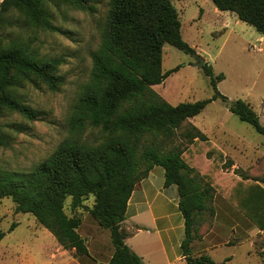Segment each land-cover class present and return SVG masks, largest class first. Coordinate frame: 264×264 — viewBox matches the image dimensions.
Returning <instances> with one entry per match:
<instances>
[{"label":"trees","instance_id":"trees-1","mask_svg":"<svg viewBox=\"0 0 264 264\" xmlns=\"http://www.w3.org/2000/svg\"><path fill=\"white\" fill-rule=\"evenodd\" d=\"M87 1L0 2V115L10 110L29 120L36 119L37 112L19 95L20 86L34 78L54 90L63 83L62 76L56 73L62 58L39 56L30 39L20 33H6V29L18 26L57 30L51 21L49 3L85 7ZM212 1L219 10L236 13L239 19L264 34V0ZM109 6L101 43L91 53L90 78L70 118L72 136L61 141L46 159L28 172L0 167V198L12 197L16 211L32 213L64 248H74L76 255L89 253L85 238L77 230L82 216L76 211L79 207L87 210L102 227L111 231L115 250L108 264H145L126 243L127 231L122 222L137 182L153 165L161 164L166 170L167 183H175L179 188V205L186 220L182 249L187 264H225L215 262L205 253L194 255L189 249L196 216L214 214V186L211 179L205 180V175L197 170L207 149H201L200 157L193 155V148H189L195 138L203 141L208 138L191 123L185 132L189 142L182 150L163 152L159 142H148L158 135L171 138L183 122L200 113L213 99L229 101L217 85L225 75L215 74L213 67L205 64L203 68L210 77L214 95L171 104L153 88L180 67L163 70L164 43L196 54L182 36L176 7L171 0H109ZM230 103L231 111L264 135V125L248 101L238 98ZM88 127H99L108 138L99 144L83 140L82 133ZM10 134L0 127V146L9 145ZM186 151H189L187 155ZM254 182L264 195V188ZM90 194L95 198L88 205L85 199ZM263 195L252 194L240 204L260 228H264V222L257 218V203L264 202ZM69 196L71 214L66 211L65 203ZM16 224L12 223L11 229ZM4 235L0 229V240Z\"/></svg>","mask_w":264,"mask_h":264},{"label":"rangeland","instance_id":"rangeland-1","mask_svg":"<svg viewBox=\"0 0 264 264\" xmlns=\"http://www.w3.org/2000/svg\"><path fill=\"white\" fill-rule=\"evenodd\" d=\"M171 1L179 13L182 36L194 47L196 54L186 53L165 42L163 70L180 67L154 88L171 104L210 98L215 92L203 66L211 65L215 74L223 72L225 78L217 85L229 101L213 99L192 120L205 128L210 138L215 129L221 128L226 130L232 144H244L249 159L245 164L248 168L243 172L252 177H264V158L257 157L264 154V135L240 119L228 106L235 99H245L264 125V34L239 19L236 13L219 10L212 0ZM48 7L57 30L13 26L8 27L6 33H20L30 39L41 57L62 58L56 73L62 76L63 83L54 90L34 78L20 86L21 99L34 108L37 118L29 120L15 111L2 112L0 127L11 132L9 145L0 146V167L3 169L28 172L46 159L61 141L72 136L70 118L90 78L91 53L101 43L110 8L109 0H88L85 7L71 3H49ZM199 56L204 58L201 68L197 65ZM190 125L187 120L171 138L158 135L149 138L148 142H159L163 152L182 150L189 142L185 132ZM81 138L99 144L108 135L99 127H88ZM94 198L90 194L85 201L91 204ZM70 201L69 196L65 202L66 211L70 209ZM14 222L17 224L11 229ZM0 229L5 233L0 240V264H20L17 254L20 251L23 257L24 253L28 256L34 253L35 264H41L40 250L33 243V239L41 235L40 226L32 214L16 211V203L10 196L0 198ZM263 249L264 236L255 240L252 247L242 246L237 251L238 257L247 259L233 264H262ZM247 251L252 255L248 256Z\"/></svg>","mask_w":264,"mask_h":264},{"label":"crops","instance_id":"crops-1","mask_svg":"<svg viewBox=\"0 0 264 264\" xmlns=\"http://www.w3.org/2000/svg\"><path fill=\"white\" fill-rule=\"evenodd\" d=\"M195 116L187 120L208 140L195 138L189 148H193V155L199 156L203 155L201 149H207L197 170L205 175V180L211 179L214 186V214L196 216L194 238L189 249L194 255L208 254L217 263L241 262L247 257H238L237 251L246 244L252 247L255 240L264 236V228L252 221L240 204L252 194L263 195L254 180L264 188V177H252L243 172L248 168L245 164L249 159V155L244 152V144H232L226 130L221 128L215 129L210 138L205 128L192 120ZM261 156L264 158V154L257 157ZM179 203L178 185L167 183L166 170L161 164L153 165L149 173L137 182L128 199L122 225L127 231L126 243L145 264H187L182 249L186 220ZM86 204L92 203L86 201ZM257 204V218L264 222V202ZM76 211L82 216L77 230L85 238L89 253L76 255L74 248H64L35 217L41 235H37L33 243L40 250L41 264H108L110 261L115 250L110 229L102 227L89 211L80 207ZM67 212L72 213L71 209ZM27 248L31 251L30 247ZM17 254L20 264L36 263L34 253L30 256L24 253L25 257L21 251ZM246 254L252 255L249 251Z\"/></svg>","mask_w":264,"mask_h":264},{"label":"water","instance_id":"water-1","mask_svg":"<svg viewBox=\"0 0 264 264\" xmlns=\"http://www.w3.org/2000/svg\"><path fill=\"white\" fill-rule=\"evenodd\" d=\"M204 61V58L202 56H199V62H198V67L201 68L202 67V63ZM231 103H228V106L230 107Z\"/></svg>","mask_w":264,"mask_h":264}]
</instances>
